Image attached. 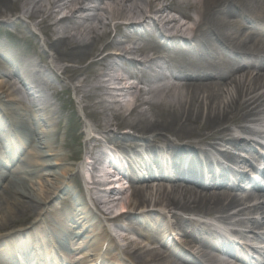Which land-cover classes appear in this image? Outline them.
<instances>
[{
	"label": "bare ground",
	"instance_id": "6f19581e",
	"mask_svg": "<svg viewBox=\"0 0 264 264\" xmlns=\"http://www.w3.org/2000/svg\"><path fill=\"white\" fill-rule=\"evenodd\" d=\"M0 18L11 26H24L36 38L26 24L33 21L51 53L41 56L42 64L28 62L21 72L6 50L0 49V162L4 158L6 162L0 164V185L7 184L0 192V233L35 215L29 231L41 232L37 241L46 247H37L24 264H47V252L64 264L50 247L59 238L69 243L70 253L60 248L69 264H202L176 244L164 247L160 254L131 242L138 248L132 252L128 245L124 258L106 227L107 214L94 211L104 201L90 193L84 200L63 182L49 186L44 175L43 198L32 194L27 175L33 170L53 169L56 180L70 174L79 177L87 160L106 146L125 154L131 169L152 160L158 167L164 164L161 153L169 152L176 154L169 163L176 161L178 171L187 167L179 174H157L135 184L129 204L119 201V208L127 212L115 221L125 219L127 224L119 223L118 228L135 232L144 239L142 243L153 245L151 239L156 237L168 243L171 221L191 231L189 235L204 247L202 258L215 261L205 247L206 238L213 236L211 227L234 222L247 232L239 233L246 235L264 228V185L217 181L224 174L221 162L206 166L207 176L214 181L192 176L199 171V161H212L208 159L211 152L227 157L229 152L222 148L226 142L250 148L261 147L256 140H264V0H0ZM248 23L259 31H249ZM237 56L259 62L243 73ZM234 65H239L238 70H233ZM118 67L135 81L110 89L102 78L115 79L111 74ZM171 80L183 83V91ZM56 83H68L66 92L73 90L79 96L87 120L82 134L93 128L91 122L96 124V136L86 141L83 161L75 156L76 163L60 169L70 157L62 152L66 145L57 137L64 117L54 105L61 95ZM123 96L130 97L129 103H121ZM75 129H81V120ZM20 131L27 133L31 157L36 160H20ZM116 154L109 160L128 167ZM104 193L107 203L118 200L114 189ZM62 195L73 200L66 204L65 217L60 214L64 205L56 207ZM166 217L171 220L165 221ZM12 238L0 237L1 246L7 247ZM139 248L145 250L143 254ZM11 249L1 252L0 264H16L5 260L9 255L16 259L14 253L23 259L31 254L27 245L13 253Z\"/></svg>",
	"mask_w": 264,
	"mask_h": 264
},
{
	"label": "rangeland",
	"instance_id": "374dc122",
	"mask_svg": "<svg viewBox=\"0 0 264 264\" xmlns=\"http://www.w3.org/2000/svg\"><path fill=\"white\" fill-rule=\"evenodd\" d=\"M17 5H18V7H21V2L17 1ZM9 16H11V15H9ZM13 19L15 20V18H13ZM26 21H27L26 24L31 26L33 32L36 34V36H37L36 38L31 36L29 31L24 26H21V27L11 26L8 23H5L0 18V37H1L0 38V48H5V49H8L10 51H15L14 45L10 42V41H14L15 43L19 44L18 45L19 51L29 50L30 52L38 55V58L41 61H43L41 56H43L44 53H46L49 56L51 54L50 50L45 46V43H44L45 36L41 33V31L39 30V28L35 25V23L33 21H31V20H26ZM22 47H24V48H22ZM66 82H68V81H66ZM170 83L176 84V86H179L181 88V89L180 88L179 89L182 90L183 83L176 81V80H171ZM67 84L68 83H56V88L60 92L61 95L59 96L58 99L54 100L55 107L60 110V113H62V116L64 117L62 125H61L59 132L57 134L58 141L60 143H63L66 145L62 149V152L70 157V159L65 163V165L60 166L59 169L64 168V167H68L72 163H76V160H78V159H74L75 156H78V157L81 156L82 157L81 160L83 161V158L86 155V141L89 138V136H86V133L84 135L82 134V132L85 131V126L87 124V120L85 118V113H84L82 106H81L82 102H81L79 96H77L73 90L70 91V93L66 92L65 89H66ZM160 85H163V83L162 82L157 83L156 86H160ZM152 86H154V84ZM119 100L121 101L122 104H127L130 101V97L123 96V97H120ZM15 107H18V109H20V107H22V106L16 105ZM27 117L28 116L25 115V118H27ZM79 120H81V129L76 130L75 127L78 124ZM90 124L93 125L92 131L93 130L95 131L96 124H94L93 122H91ZM41 129H44V128H40L39 131H41ZM18 133H19L18 137H19L20 142H21L20 144L23 145L21 150H20V152H22V154L19 155L20 160L23 158H25L27 160L32 159L33 161L36 160V158L31 157L32 149L29 148L30 142L28 140L29 138H28L27 133L24 131H20ZM92 133L95 134V132H92ZM126 133H128L130 135H134V136L137 135V133H135L133 131H128ZM171 137H175V136H171ZM185 138H188V136L179 137V139H185ZM172 139H174V138H172ZM197 141H198V143H202L199 139H197ZM160 142H162V141H160ZM207 142H209V141H207ZM203 145H205V144H203ZM205 146H207V145H205ZM49 159H51L53 161V158H49ZM81 160L77 161V162H79L78 164L81 163ZM90 167H91V165H90ZM56 168H54V170ZM0 169H2V168L0 167ZM59 169H58V172L60 173ZM4 171H6V170L4 169ZM76 171H77V166L75 167V172ZM52 172H53V169L49 170L47 168L46 169L43 168L41 171H39L38 169H35L32 171V174L27 175V177L29 178L28 183L30 184L32 194L38 200L43 198V192H42L43 189H42V183H41V179H42L41 176L42 175H44V177L46 178V181L48 182L49 186H52V187L55 186L56 187L57 186L56 183H62L63 182L65 185H70L71 190L78 192V194H80L84 200H88L87 194L90 193V188L88 187V185L83 186L82 181H81L82 179L80 177L81 175H79V177H77V175L74 176L73 174L72 175L70 174L69 176H67L64 179L56 180L52 177V175H51ZM6 185L7 184L5 183V181L3 182L2 185H0V192L2 191V189ZM119 186L121 188L117 189L115 191V194H117V196H115V197L118 200L116 202H114V204H109V202L107 203V200L104 197V195H102V194L97 195V198H99V199H100V197L103 198L102 200L105 201V204H102L98 208L96 207V211H98L97 209H99V208H105L107 212H110L112 210L115 212H121V211L126 210V212H127V208H122V209L119 208L120 207L119 201H120V203H123V204H125V206H127L129 204V202L133 199V196H132L133 195L132 194L133 187H128V184L126 181L119 184ZM70 196L71 195H62L61 200L63 203H61V202H60V204L57 203L56 207H61L65 204H67V202L70 205L73 202V200L71 199ZM39 212H41L42 214H45L46 210L40 209ZM65 213L66 212H62L60 214H61V216H63ZM98 213H99V211H98ZM34 217H35V215H32V216L29 215V218L27 217L28 218L27 222L21 221L19 223L14 224L11 229H8V230L1 232L0 237H3L5 235L11 234V233H15V232L20 231V230L25 231V230L29 229L32 221L34 220L33 219ZM105 218H107V216ZM119 223L127 224V221L125 219L120 220V221L117 220V221L111 222L109 224V226H110V228L115 227L116 229H119L118 231H115L114 234L119 238V240H121L123 242V244L125 246L130 245V247H131V248H129L130 251L133 252L135 248H138L131 243V242H135V241L139 242L140 246H142V247L146 246V249L152 248V246H151L152 242L145 243V244L142 243L144 241L143 238H141L135 232L125 231L123 229L118 228ZM107 226H108V223H106V227ZM186 239L187 238H183V240H186ZM60 240L62 242V245L65 248H68V246H69L68 241L66 239H60ZM180 241H181V239H180ZM141 248H139L140 249L139 253L143 254L142 252H144L145 250H143ZM68 249L70 250V248H68ZM129 249H127V251ZM154 250H156L160 254L165 252L164 248H156ZM67 252H69V251H67Z\"/></svg>",
	"mask_w": 264,
	"mask_h": 264
}]
</instances>
